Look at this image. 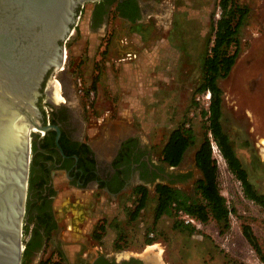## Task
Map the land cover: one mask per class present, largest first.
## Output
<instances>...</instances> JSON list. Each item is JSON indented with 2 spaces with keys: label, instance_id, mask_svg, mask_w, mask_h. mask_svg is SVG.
<instances>
[{
  "label": "rangeland",
  "instance_id": "obj_1",
  "mask_svg": "<svg viewBox=\"0 0 264 264\" xmlns=\"http://www.w3.org/2000/svg\"><path fill=\"white\" fill-rule=\"evenodd\" d=\"M140 1L153 14L164 13L166 7L167 28H161L157 24L159 18L153 16L151 24L126 25L118 18L113 4L108 7L111 14L107 34L102 37L93 61L85 60L88 47L82 32L90 26L87 13L92 3L82 9L75 31L66 43V75L71 78L67 87L73 89L71 102L83 117L86 137L95 146L101 145L105 126L118 124L119 129L138 138L149 150L152 162L164 166L171 174L161 182L172 180L182 192L198 198L195 184L201 172L195 164V154L204 138L202 111L209 106L207 90L198 88L204 58L213 43L212 22L222 11L220 0ZM237 1L248 8V13L239 30L241 51L236 63L227 77L218 80L223 91L222 121L251 181L264 193V0ZM77 43L80 51L75 55L72 48ZM96 75L99 80L94 89L91 84ZM53 76L55 80L61 79L59 73ZM182 123L193 127L196 140L186 151L183 162L170 167L162 161V150L171 132ZM214 157L219 186L231 210L229 226L211 218L198 227H186L182 212L156 220V183H146L149 188L146 207L136 219H131L130 212L137 204L134 181L116 199L107 194V221L120 222L122 230L127 229L129 234L130 229L134 231L132 242H126L127 248H135L141 258L155 264H264L243 233V225H250L264 250V209L246 197L240 180L216 151ZM179 174L189 176L181 179ZM79 193L84 194L85 202V192ZM104 193L103 189L98 190V195ZM80 201L77 189L64 182L60 184L55 201L56 211L62 216L60 222L75 220L74 205ZM56 224L48 235L65 230L64 225ZM26 226L24 223V242L29 239ZM148 238L154 243L147 244ZM151 245H156L150 250L152 257H146ZM52 247L44 237L42 247L34 252L28 264L51 257ZM157 251L159 254L155 256Z\"/></svg>",
  "mask_w": 264,
  "mask_h": 264
},
{
  "label": "water",
  "instance_id": "obj_2",
  "mask_svg": "<svg viewBox=\"0 0 264 264\" xmlns=\"http://www.w3.org/2000/svg\"><path fill=\"white\" fill-rule=\"evenodd\" d=\"M101 1L0 0V264H23L32 133L55 127L57 141L60 135L58 126L42 121L44 84L49 103L59 105L53 78L59 73L62 94L72 98L66 43L84 6ZM124 134L103 140L98 153L107 156L113 145L115 153Z\"/></svg>",
  "mask_w": 264,
  "mask_h": 264
},
{
  "label": "trees",
  "instance_id": "obj_3",
  "mask_svg": "<svg viewBox=\"0 0 264 264\" xmlns=\"http://www.w3.org/2000/svg\"><path fill=\"white\" fill-rule=\"evenodd\" d=\"M108 6L115 4L118 0H108ZM101 3V2H100ZM103 3V1H102ZM126 4H133L136 11L138 6L136 0H126ZM122 2L116 8L117 14L121 11ZM220 17L212 22V45L204 58L203 77L198 91H210L211 98L209 106L202 111L204 138L195 154V164L201 172V177L196 181L195 189L198 198L188 195L178 187L173 185L174 181L168 183L158 182L155 185L158 194L155 219H160L163 215L172 213H184L195 218L201 223H206L211 218L219 223L229 226V214L231 212L226 196L222 193L218 181V163L214 157L212 143L218 147L229 170L240 180L244 194L264 209V193L258 191L251 181L248 170L238 156L230 136L225 131L223 125V91L218 83L219 78L227 77L241 51L239 30L243 23L244 16L248 13V8L242 6L237 0H220ZM104 12V11H103ZM105 12H107L105 10ZM103 13V15L105 14ZM138 12L133 14L135 19ZM99 75L93 78L91 87L96 88ZM196 135L192 126L182 123L175 128L162 150V161L170 167L179 166L184 159L186 151L195 143ZM173 176V175H172ZM175 176V175H174ZM188 174H179L178 178H187ZM116 191V190H115ZM134 195L137 196L136 206L130 212L131 219H136L141 211L146 207L149 188L145 184H138L133 188ZM31 222H27L26 240L23 255V264H28L30 257L43 245L44 238L38 227L30 230ZM178 226L179 224L175 222ZM183 223V222H182ZM50 226V230L56 227ZM186 227H195L192 223L185 224ZM193 227V228H194ZM99 229H103L100 226ZM243 233L251 246L255 249L260 259L264 263V250L250 225H243ZM98 236V231L95 234ZM147 244L154 243L152 238L146 240ZM38 264H62L61 260H53L52 257L41 260ZM96 264H117L104 258ZM131 264V263H129Z\"/></svg>",
  "mask_w": 264,
  "mask_h": 264
},
{
  "label": "flooded vegetation",
  "instance_id": "obj_4",
  "mask_svg": "<svg viewBox=\"0 0 264 264\" xmlns=\"http://www.w3.org/2000/svg\"><path fill=\"white\" fill-rule=\"evenodd\" d=\"M102 1L96 5L93 14V20L98 24L101 23L109 2ZM119 2L123 3L121 11L124 15L121 16L126 20H131L132 15L140 11L139 7L136 11L133 4H126V0H118L115 3L116 8ZM45 89L46 83L39 102L42 121L44 124L58 126L60 135L57 141L58 132L55 127L46 132L38 130L32 133V158L25 213V222H33L30 230L38 227L43 238L47 239L50 226L53 227L62 220L55 208L62 182L74 188H85L94 182L99 188L120 193L134 181L136 185H146L170 178L171 174L167 169L152 162L149 150L128 132H124L126 136L123 139L120 138L115 153L110 151L114 145L106 152L107 156L98 153L97 146L86 137L83 117L72 105L71 99L53 106L47 100ZM133 264H137V261L134 260Z\"/></svg>",
  "mask_w": 264,
  "mask_h": 264
},
{
  "label": "crops",
  "instance_id": "obj_5",
  "mask_svg": "<svg viewBox=\"0 0 264 264\" xmlns=\"http://www.w3.org/2000/svg\"><path fill=\"white\" fill-rule=\"evenodd\" d=\"M98 4L99 3H92L90 6L87 13L89 16L88 23L90 22V26L88 29L82 31L85 37L83 41L88 47L87 53L85 54V60L87 61H93L94 58H96L98 47L102 41L101 39L107 34L105 29L107 22L109 21V15L111 14L109 13L108 8L110 6H107V12L103 15L101 23H96L93 20V14L95 7ZM137 4H139V6H137L140 11L135 19L131 18V20H126L122 18L121 14L116 13L118 18L122 22H125L126 25L127 23H137V25L139 24L140 26L141 23H149L153 17H158L160 22L157 24L161 28H167L165 21H167L166 18L168 17V9L166 7L164 9V13L153 14L152 12L147 11L148 7L145 3L137 0ZM86 11L87 10L85 9V12ZM80 41L81 40H79L78 43H80ZM78 43L73 45L72 48L73 54L75 55L80 51ZM136 54L137 53H133V55ZM80 55H82V53ZM84 64L85 62L83 65ZM128 66L131 68L132 64L130 63ZM102 131L103 140H112L124 133L118 128V124H109L107 127L105 126ZM106 145L110 146L113 144L108 141ZM74 189H77V196L79 195V197H81L80 203H76L74 205L75 220L71 222H57L59 225L60 223L64 225L65 230L59 229L57 234L53 231L52 234L48 235L47 239H49V242L53 244L49 255L53 257L55 261L61 260L62 264H96L101 258L110 262H116L117 264H133L134 260L137 261V264L141 263V259L143 258H141L140 252H137L133 247L127 248L126 246V242H132L134 233L133 229H130L129 234L127 229L125 231L122 230L120 222H112V220L107 221L106 219L109 213L107 194H110L113 199H116V197H118V193L99 188L94 182H91L85 188L75 187ZM99 189H103L105 193L98 195ZM80 190L85 192V202H83L84 200L82 198V195L84 194L79 193ZM72 191L73 190H70L69 193L71 194ZM59 210H61V208H59ZM103 219L106 221L104 222ZM100 226H103V229H99ZM97 231L99 234L98 236L95 235ZM146 254L147 253H145V256ZM155 263L156 262L151 261L149 264Z\"/></svg>",
  "mask_w": 264,
  "mask_h": 264
},
{
  "label": "built area",
  "instance_id": "obj_6",
  "mask_svg": "<svg viewBox=\"0 0 264 264\" xmlns=\"http://www.w3.org/2000/svg\"><path fill=\"white\" fill-rule=\"evenodd\" d=\"M80 16H81V13H80V15H79V18H80ZM75 28H76V26H75ZM74 31H75V29H74ZM74 31H73V33H74ZM73 33H72V34H73ZM72 34H71V35H72ZM71 35H70V37H71ZM70 37H69V38H70ZM205 96H206L207 101L210 102V98H211V93H210V91H207ZM212 148H213V152L216 151V152L218 153L219 157L222 158V159L225 161V159H224L223 156L221 155V153H220L218 147L216 146V144H215L214 142L212 143ZM182 217L185 219L186 223H192L193 225H195V226H197V227L201 225V222H200V221H198V220H196L195 218L189 216L188 214H183Z\"/></svg>",
  "mask_w": 264,
  "mask_h": 264
},
{
  "label": "bare ground",
  "instance_id": "obj_7",
  "mask_svg": "<svg viewBox=\"0 0 264 264\" xmlns=\"http://www.w3.org/2000/svg\"><path fill=\"white\" fill-rule=\"evenodd\" d=\"M65 53H66V50H65ZM56 80H58V81H56ZM55 80V85H56V90H55V95H56V98H57V100H59V101H65L66 100V98H65V96H64V94H62V88L63 89H65L64 88V84H63V82L60 80V79H56ZM72 94V93H71ZM156 247V245H151V246H149V248H148V252H146L147 254H146V256L147 257H149L150 256V252H152V251H150V250H153L154 248ZM159 254V252L157 251L156 253H155V256H157ZM149 259V258H148ZM159 259V258H158ZM146 262H147V264H149V262L146 260V259H144ZM157 263V262H156Z\"/></svg>",
  "mask_w": 264,
  "mask_h": 264
}]
</instances>
